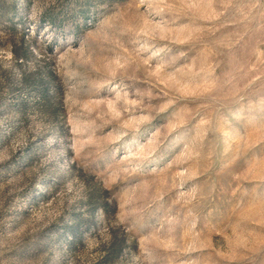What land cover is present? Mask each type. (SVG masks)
<instances>
[{"label": "rangeland", "instance_id": "obj_1", "mask_svg": "<svg viewBox=\"0 0 264 264\" xmlns=\"http://www.w3.org/2000/svg\"><path fill=\"white\" fill-rule=\"evenodd\" d=\"M0 264H264V0H0Z\"/></svg>", "mask_w": 264, "mask_h": 264}, {"label": "trees", "instance_id": "obj_2", "mask_svg": "<svg viewBox=\"0 0 264 264\" xmlns=\"http://www.w3.org/2000/svg\"><path fill=\"white\" fill-rule=\"evenodd\" d=\"M23 50L25 51V53H27V50H28V49L24 48ZM47 78H48V81L50 82L51 80H53L54 76L52 75V73H48ZM34 84L37 85V88L40 90V97H41V100H42V101H46L47 96H48V95H47V89H46V86H44V85L42 84V82H39V81H37V82L34 83ZM101 209H102V211H106V209H107V204L103 203V204L101 205ZM75 234H76V233H75ZM72 236L75 237L74 234H72ZM114 250H115L116 253L118 254V253L120 252V250H121V245L118 246V247H115Z\"/></svg>", "mask_w": 264, "mask_h": 264}]
</instances>
